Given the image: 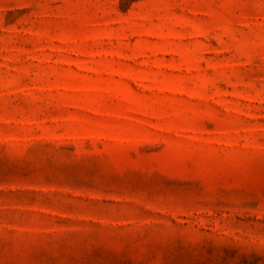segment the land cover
<instances>
[{"label":"rangeland","instance_id":"obj_1","mask_svg":"<svg viewBox=\"0 0 264 264\" xmlns=\"http://www.w3.org/2000/svg\"><path fill=\"white\" fill-rule=\"evenodd\" d=\"M0 264H264V0H0Z\"/></svg>","mask_w":264,"mask_h":264}]
</instances>
